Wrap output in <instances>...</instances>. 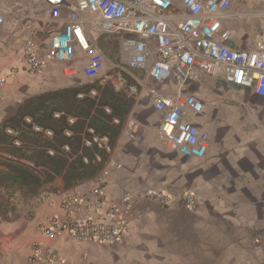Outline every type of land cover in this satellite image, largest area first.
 I'll return each mask as SVG.
<instances>
[{"label":"crops","instance_id":"1","mask_svg":"<svg viewBox=\"0 0 264 264\" xmlns=\"http://www.w3.org/2000/svg\"><path fill=\"white\" fill-rule=\"evenodd\" d=\"M23 1L32 13L40 11L39 18L17 26L14 19L7 17L0 28V78L5 80L0 86V131L5 125L12 128L10 125L29 110V101L53 93L63 95L65 90L89 80L82 71L83 64L73 76L64 75L62 66L55 62L39 73L25 68L22 41L34 38L47 46L50 27L42 19L48 16L42 3ZM223 25L231 33V48L252 50L264 29V0H236ZM135 73L140 72L132 74ZM130 77V83H136L137 79L131 82ZM142 82L132 106L127 100L111 106L122 121L120 128L106 115L107 123L120 130L113 148L117 152L115 160L121 164L120 169L109 167L106 195L122 205L127 192L135 193L129 238L107 247L68 238L50 239L44 227L54 216L62 215L57 192L39 199L41 204L31 219L19 220L23 221L19 227L24 225L27 232H21L12 245L0 250V264H31L32 245L37 241L51 244L64 257L65 264H264V251L252 240L256 231L264 229V98L222 78L204 76L187 83L185 92L205 103V113L199 121L210 135L208 153L198 160L185 158L167 147L157 133L160 115L154 110V91H167L170 83L157 85L148 79ZM173 86L169 93L178 91ZM103 106H93L91 115H103ZM60 107L57 111H66ZM76 118L82 122L81 136L91 119ZM130 119L139 125L135 137L124 133ZM91 180L75 189L86 188ZM53 187L59 191L63 181L59 179ZM147 191H164L175 202L165 207L147 201L140 197ZM185 193L196 196V207L184 206ZM23 238L31 245L21 248Z\"/></svg>","mask_w":264,"mask_h":264},{"label":"built area","instance_id":"2","mask_svg":"<svg viewBox=\"0 0 264 264\" xmlns=\"http://www.w3.org/2000/svg\"><path fill=\"white\" fill-rule=\"evenodd\" d=\"M42 3L48 16L44 19L50 27L47 46L34 38L21 43L22 62L30 73L41 72L50 62L62 66L66 76L77 73L79 65L89 80L111 82L118 91L131 97L139 95L144 83L131 84L128 76L138 71L157 85L171 81L178 87L175 93L154 91V110L160 115L157 133L169 148L185 158L202 160L209 150L210 135L200 123L205 113V103L184 86L200 81L204 76L222 78L229 84L254 91L264 98V29L252 50H235L229 46L231 33L223 25L229 9L236 0H36ZM7 17L19 24H28L39 18L23 0H0V28ZM122 36L119 43V62L107 71L108 57L99 46L103 37ZM5 83L0 78V86ZM96 89L79 93L78 99L97 98ZM104 112L111 123L122 125L109 107ZM53 119L64 120L67 128L63 136H75L73 127L78 119L66 111L53 113ZM24 123L42 138L55 143V132L37 124L31 116ZM139 130L136 121L126 122L124 133L135 137ZM13 146L21 148L20 132L8 128ZM83 146L96 147L112 158L83 189L58 191L60 216H54L44 227L50 239L68 238L79 243L96 246H114L125 242L132 229V207L135 193L127 192L122 205L106 195L110 166L120 169L115 160L116 151L108 136L98 134L87 125L81 134ZM63 154L71 153V146L60 147ZM54 157L58 151L47 149ZM96 160L101 162V156ZM86 162L87 159H85ZM147 201L170 207L175 199L164 191H147L140 195ZM182 202L194 208L198 200L193 193H185ZM253 243L264 251V229L252 236ZM31 264H65L64 257L41 241L32 245Z\"/></svg>","mask_w":264,"mask_h":264},{"label":"trees","instance_id":"3","mask_svg":"<svg viewBox=\"0 0 264 264\" xmlns=\"http://www.w3.org/2000/svg\"><path fill=\"white\" fill-rule=\"evenodd\" d=\"M91 87L93 86L85 85L81 88H70L65 90L63 95L53 93L29 101L27 104L29 110L17 118L15 124L10 125L20 132V139L23 142L21 148L13 146V139L6 133L8 125L0 131L1 217L8 219V214L16 211L13 204L16 196L37 197L46 185H53L59 179L63 181L64 189H72L90 181L105 167L109 159L106 153L99 151L96 147L83 146V138L79 135L82 131L81 121L73 127L75 136L67 139L63 136V131L67 128L66 121L53 119V112L58 110V108H52L53 104L67 109L70 114L80 120L90 118L91 125L89 126L94 128L98 134L108 136L114 147V142L120 134L118 128L121 126L116 128L107 123L109 117L104 112V116L91 115L94 102L89 99L80 100L77 97L80 92H88ZM107 92L110 93V91ZM107 92L103 98V104L113 107L115 104L112 103ZM119 109H121L120 106ZM26 116H31L37 124L45 128L53 129L55 143L34 133L31 127L24 123ZM65 143L71 146L70 154H63L60 151V147ZM49 147L56 148L58 154L54 157L49 156L47 152ZM97 155L101 156V162L96 160ZM54 190L51 189V191Z\"/></svg>","mask_w":264,"mask_h":264},{"label":"rangeland","instance_id":"4","mask_svg":"<svg viewBox=\"0 0 264 264\" xmlns=\"http://www.w3.org/2000/svg\"><path fill=\"white\" fill-rule=\"evenodd\" d=\"M40 11H37V13L39 14ZM122 39V36H114V37H103L100 40V48L102 50H104L106 52V55L108 57V63H107V71L108 73H112V69L115 65L118 64L119 62V43ZM131 82H134L135 79L138 80H144L146 81V77L144 74L141 73H135V76H131L130 77ZM85 85H90L93 86L90 89H96L98 91L99 96L97 98H90V97H85V99H89L91 101L94 102V106L95 109H100V107L103 104V98L106 94L107 91V95L110 96V99L112 101L113 104H117L120 101L125 102L127 100V103L129 104V106H132V104H134L136 97H131L130 95H128L127 93L123 92V91H118L116 90V88L112 85L111 82H107L104 85L101 84L100 80H88L86 83H84V85L82 86H78V87H73V88H81ZM173 81L170 82V84H168V86L165 88V90H167L168 92H172L173 89ZM80 93H87V92H80ZM83 100V99H80ZM60 104V103H59ZM52 108H58L60 107V105L56 104V105H52ZM104 107H109L112 109L113 113L114 110L111 107V105H104ZM66 111H68L67 109L60 107ZM104 111V109H103ZM69 113V112H68ZM105 113V112H104ZM106 115V114H105ZM51 189H55L54 191H51ZM58 191L56 190V188L53 187V185H46L43 189L42 192L37 196V197H33V198H23L21 196H16L15 199L13 200V204L16 207V211L14 213H10L8 214L7 218L8 219H4L3 217L0 216V250L6 249L8 248L9 244L12 245L13 242L16 239H19V235L26 233L27 230H24V225L22 227H19V223L23 222V221H19V220H29L33 217L37 207L39 206V204H41V198L42 196H47L48 194H56ZM40 199V200H39ZM23 237V235H22ZM29 243L31 245L32 242H29L26 238H23L22 241V247H28ZM35 243V242H33ZM107 247V246H104ZM9 248H13L12 246ZM17 249V248H15Z\"/></svg>","mask_w":264,"mask_h":264}]
</instances>
